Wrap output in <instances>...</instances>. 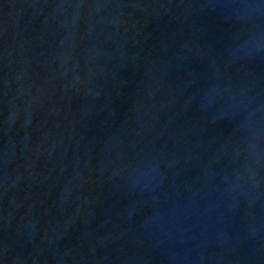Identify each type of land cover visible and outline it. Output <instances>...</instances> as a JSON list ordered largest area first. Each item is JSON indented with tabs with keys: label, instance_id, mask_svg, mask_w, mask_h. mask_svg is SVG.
<instances>
[{
	"label": "water",
	"instance_id": "95a60500",
	"mask_svg": "<svg viewBox=\"0 0 264 264\" xmlns=\"http://www.w3.org/2000/svg\"><path fill=\"white\" fill-rule=\"evenodd\" d=\"M0 264H264V0H0Z\"/></svg>",
	"mask_w": 264,
	"mask_h": 264
}]
</instances>
